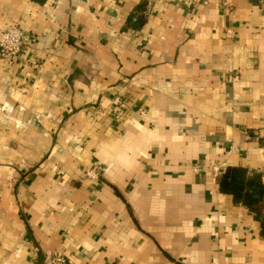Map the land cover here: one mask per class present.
<instances>
[{"label":"crops","instance_id":"crops-1","mask_svg":"<svg viewBox=\"0 0 264 264\" xmlns=\"http://www.w3.org/2000/svg\"><path fill=\"white\" fill-rule=\"evenodd\" d=\"M8 26L0 264H264L219 191L227 167L264 182V0H0Z\"/></svg>","mask_w":264,"mask_h":264},{"label":"trees","instance_id":"trees-1","mask_svg":"<svg viewBox=\"0 0 264 264\" xmlns=\"http://www.w3.org/2000/svg\"><path fill=\"white\" fill-rule=\"evenodd\" d=\"M147 2L131 14L128 25L139 30L146 21ZM219 191L231 195L236 205H242L260 222L264 239V182L263 173L243 167H227L219 181Z\"/></svg>","mask_w":264,"mask_h":264},{"label":"built area","instance_id":"built-area-1","mask_svg":"<svg viewBox=\"0 0 264 264\" xmlns=\"http://www.w3.org/2000/svg\"><path fill=\"white\" fill-rule=\"evenodd\" d=\"M24 33L17 26H8L0 30V60L10 61L16 57L23 48ZM262 141V154L264 158V138L257 137ZM88 177H94L95 173L87 172ZM50 264H66V260L61 257H54Z\"/></svg>","mask_w":264,"mask_h":264}]
</instances>
